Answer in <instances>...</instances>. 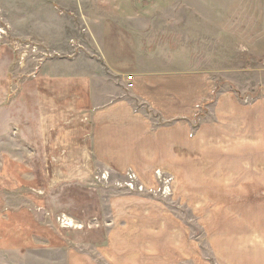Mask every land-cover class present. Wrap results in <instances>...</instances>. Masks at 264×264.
I'll use <instances>...</instances> for the list:
<instances>
[{"label":"crops","instance_id":"crops-1","mask_svg":"<svg viewBox=\"0 0 264 264\" xmlns=\"http://www.w3.org/2000/svg\"><path fill=\"white\" fill-rule=\"evenodd\" d=\"M65 5L29 0L26 17H57ZM93 6L101 63L63 57L59 48L15 81V55L0 44V264H262L244 250L236 224L211 226L202 210L200 238L147 193L160 171L171 177V199L186 184L181 196L189 204L190 190L210 188L213 167L223 176L241 167L217 155H237L245 138L258 155L253 138L264 137V99L243 105L224 92L210 110L214 121L194 127L214 91L210 75L154 69L125 25L146 20L140 1ZM129 171L146 193L118 185ZM230 174L225 183L238 175ZM59 218L69 225L59 227Z\"/></svg>","mask_w":264,"mask_h":264},{"label":"rangeland","instance_id":"rangeland-1","mask_svg":"<svg viewBox=\"0 0 264 264\" xmlns=\"http://www.w3.org/2000/svg\"><path fill=\"white\" fill-rule=\"evenodd\" d=\"M28 1L0 0V17L9 32V39L2 44H9L11 39H29L49 52L60 48L63 57L95 59L101 63L98 40L94 38L99 24L93 6L95 0H62L66 5L60 8L62 12L55 11L57 17H54L56 13H50L33 20L31 16L26 17L30 11L26 6ZM138 1L142 6L140 11L138 8L130 11L145 14L146 20L125 25L148 57H152L153 61L147 60L154 63V69H194L210 75L214 82L212 97L200 107L194 127L203 121H214L210 110L216 97L224 92H229L243 105L264 99V0ZM90 19L92 21L88 22ZM136 106L145 109L137 101ZM259 125L264 126V123L259 122ZM245 139L241 142L244 148L237 155L217 153L220 155L217 157L226 162L241 161V167L239 163L229 166L224 176L222 172L214 173L213 167L210 188L203 189V193L190 190L189 204L181 196L182 192L186 193L183 191L185 183L179 185V192L171 199V192L160 194L161 184L156 175V187L147 194L169 206L200 238L198 224L203 221L202 210L209 212L208 218L205 217L211 226L236 224L238 232L246 236L244 250L252 248L264 264V137L259 141L253 138L259 143L258 155L251 154L253 146L249 144L250 139ZM215 171H219L218 168ZM233 172L238 174L233 182L225 183ZM160 173L164 179H171ZM141 193H146L145 187ZM195 210L200 211L193 214ZM250 240L253 246H248ZM202 249L210 256L206 241H202Z\"/></svg>","mask_w":264,"mask_h":264},{"label":"built area","instance_id":"built-area-1","mask_svg":"<svg viewBox=\"0 0 264 264\" xmlns=\"http://www.w3.org/2000/svg\"><path fill=\"white\" fill-rule=\"evenodd\" d=\"M9 39V32L6 24L1 20L0 17V44L4 43ZM9 46L11 51L14 53L17 58V66L21 72V75H18L17 79L23 78L24 70L28 69L29 65H33L35 67L39 66L44 60L50 58L52 55L50 52L42 47H40L37 43L32 42L29 39H11L9 41ZM20 77V78H19ZM64 153L61 152L59 156H63ZM56 157H52L50 162H54ZM160 171L155 173L159 183L161 184L160 194L162 196L167 195L170 192V179H164L162 175H160ZM102 179H105V176H101ZM121 188L129 191V192H138L141 193L144 189V186L138 182L137 176L132 172H127L125 174V181L123 183L118 184ZM59 227H64L69 225L70 222L66 221L64 218H59L57 220Z\"/></svg>","mask_w":264,"mask_h":264}]
</instances>
